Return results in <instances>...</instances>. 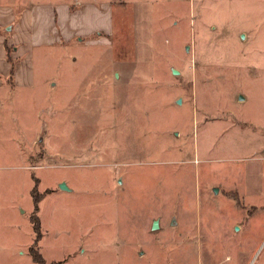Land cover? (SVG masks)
Segmentation results:
<instances>
[{
  "label": "rangeland",
  "instance_id": "obj_1",
  "mask_svg": "<svg viewBox=\"0 0 264 264\" xmlns=\"http://www.w3.org/2000/svg\"><path fill=\"white\" fill-rule=\"evenodd\" d=\"M18 3L93 9L0 90V264H264V0Z\"/></svg>",
  "mask_w": 264,
  "mask_h": 264
},
{
  "label": "crops",
  "instance_id": "obj_2",
  "mask_svg": "<svg viewBox=\"0 0 264 264\" xmlns=\"http://www.w3.org/2000/svg\"><path fill=\"white\" fill-rule=\"evenodd\" d=\"M18 2L19 0H0V30L2 31L0 32V90L2 92L8 87L15 89L31 80V76L27 74L28 68L24 60V56L30 47L48 45L56 41L66 43L80 32V27L71 19L75 20V16L82 14L86 9H93L85 4L76 7L73 5L62 6V8L51 5L15 7L14 5H19ZM61 15L64 18L62 22L59 21ZM44 23L46 24L44 25ZM84 27L86 28V26ZM84 27L81 33L89 32ZM3 31L9 32L4 36ZM59 36L62 38L61 40ZM7 47H12L13 54L23 56V58L18 60L19 62H15V64L12 62L11 64L10 57L12 56L7 53ZM0 252H2L1 249ZM0 254L4 258L5 254Z\"/></svg>",
  "mask_w": 264,
  "mask_h": 264
},
{
  "label": "trees",
  "instance_id": "obj_3",
  "mask_svg": "<svg viewBox=\"0 0 264 264\" xmlns=\"http://www.w3.org/2000/svg\"><path fill=\"white\" fill-rule=\"evenodd\" d=\"M8 47H7V53L9 54L8 51ZM11 61V60H10ZM12 64V62H11ZM38 202V197H34L33 198V206L35 207V211L37 210V203ZM31 222H33V231L35 232V241L34 243L37 242V240L40 239L39 237V229H40V222H38L37 217L35 216V214H32L31 217ZM29 253L31 254L32 260L35 264H44V259L41 255V253H39V251L35 248V247H29L28 249Z\"/></svg>",
  "mask_w": 264,
  "mask_h": 264
},
{
  "label": "water",
  "instance_id": "obj_4",
  "mask_svg": "<svg viewBox=\"0 0 264 264\" xmlns=\"http://www.w3.org/2000/svg\"><path fill=\"white\" fill-rule=\"evenodd\" d=\"M172 73H175L176 74V73H178V71L175 70V69L174 70L172 69ZM59 188L61 190H66V191L68 190L67 187L65 186V184L63 182L59 184ZM215 192H217V190H215ZM157 227H158V222H157V220H154L153 223H152L151 229L154 230V229H157Z\"/></svg>",
  "mask_w": 264,
  "mask_h": 264
}]
</instances>
